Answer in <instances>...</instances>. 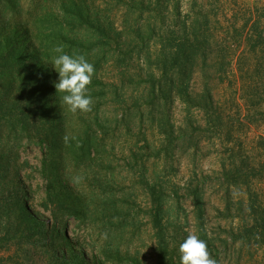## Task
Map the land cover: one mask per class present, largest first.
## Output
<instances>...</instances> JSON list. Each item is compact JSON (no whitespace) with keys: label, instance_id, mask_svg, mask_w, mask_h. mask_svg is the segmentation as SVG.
I'll return each mask as SVG.
<instances>
[{"label":"trees","instance_id":"16d2710c","mask_svg":"<svg viewBox=\"0 0 264 264\" xmlns=\"http://www.w3.org/2000/svg\"><path fill=\"white\" fill-rule=\"evenodd\" d=\"M151 6L162 11L169 5L167 0H0V264L19 253L26 258L39 254L45 264H143L121 251L123 234L137 229L135 197L127 200L115 192L111 159L120 139L131 137L136 120L142 121L136 94L142 83L137 82L139 74L131 73L133 61L142 60L148 67V117L153 125L158 121L168 147L175 142L172 126L166 125L173 93L188 112L194 104L207 123L219 119L213 118L207 85L195 98L188 92L193 65L201 58L196 31L178 34L168 27L161 35L156 23L148 21L143 34L139 21ZM171 6L177 11V3ZM60 44L95 67L89 112H72L55 87L59 74L52 58ZM156 102L162 104L158 118ZM190 128L189 136L180 130V140H192L203 130ZM145 140L136 135L119 151L127 160L128 176L138 181L147 201L154 264H180L179 245L190 235L183 225L188 216L178 190L167 192L164 179L146 176L145 163L138 160L147 149ZM24 146L37 147L41 155L35 188L32 171L20 173L29 168L28 161L20 162ZM201 180L204 177L187 181L182 189L192 207L193 234L207 242L217 261V246L205 227ZM250 207L255 208L253 203ZM94 226L104 237L98 245L91 233ZM258 234L262 238L263 233ZM13 246V256L4 257Z\"/></svg>","mask_w":264,"mask_h":264},{"label":"rangeland","instance_id":"374dc122","mask_svg":"<svg viewBox=\"0 0 264 264\" xmlns=\"http://www.w3.org/2000/svg\"><path fill=\"white\" fill-rule=\"evenodd\" d=\"M167 3V10L152 6L145 9L139 21L142 33L148 21L156 23V31L161 35L168 27L178 34L196 31L201 58L193 65L188 92L195 98L207 85L215 112L213 118L219 119L207 123L194 104L188 112L179 95L173 93L166 106L169 122L166 125L172 126L175 142L168 147L158 121L153 125L148 117V67L142 60L133 61L131 73L142 77L141 80L137 77L142 84L136 93L142 105V121L136 120L131 137L121 138L111 154L116 172L115 192L127 200L135 197L132 207L137 229L123 234L121 251L137 256L143 264H154L155 243L145 214L147 201L138 181L128 176L127 160L119 151L125 149L126 141L139 135L146 139L147 149L138 154V160L145 163L146 176L164 179L167 192L178 190V201L188 216L183 225L189 234L194 233L192 207L182 187L187 181L195 183L204 177L205 181H201L206 202L205 227L217 246V264H264V227H260L264 222V41L261 40L264 0H167ZM172 3L178 4L177 11ZM151 51H155L154 47ZM144 55L141 54L142 59ZM156 95H159L157 88ZM161 105L156 102V118L161 116ZM190 124L203 130L192 140L189 137L180 140V130L187 136L191 133ZM19 157L21 163H29V168L21 169V175L31 170L35 188L39 182V149L24 146ZM41 196L42 191H37V202ZM253 227L257 230L249 233ZM259 232L263 233L262 238ZM91 233L97 245L103 242L104 237L95 226ZM84 235L85 232H80V236ZM14 251L13 246L3 256H13ZM4 264H45V260L39 254L32 253L26 258L19 253Z\"/></svg>","mask_w":264,"mask_h":264},{"label":"clouds","instance_id":"9594fccd","mask_svg":"<svg viewBox=\"0 0 264 264\" xmlns=\"http://www.w3.org/2000/svg\"><path fill=\"white\" fill-rule=\"evenodd\" d=\"M52 65L59 74L55 84L57 91L63 93V103L72 112H89L93 99L90 84L95 73L94 65L82 54L65 52L62 44L54 49ZM180 264H217L211 256L207 242L196 234H190L179 245Z\"/></svg>","mask_w":264,"mask_h":264}]
</instances>
